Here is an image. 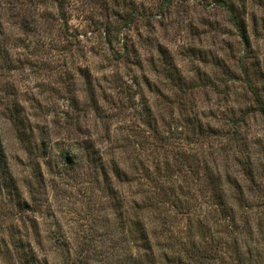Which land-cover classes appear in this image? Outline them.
Wrapping results in <instances>:
<instances>
[{"label":"rangeland","instance_id":"obj_1","mask_svg":"<svg viewBox=\"0 0 264 264\" xmlns=\"http://www.w3.org/2000/svg\"><path fill=\"white\" fill-rule=\"evenodd\" d=\"M0 264H264V0H0Z\"/></svg>","mask_w":264,"mask_h":264}]
</instances>
